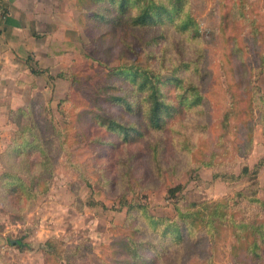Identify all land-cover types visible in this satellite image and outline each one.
<instances>
[{"label":"trees","instance_id":"16d2710c","mask_svg":"<svg viewBox=\"0 0 264 264\" xmlns=\"http://www.w3.org/2000/svg\"><path fill=\"white\" fill-rule=\"evenodd\" d=\"M75 3L77 10L92 23L91 27L102 30L94 37L97 44L88 54L97 62V68L88 73L69 69L67 74L59 71L55 76L49 75L51 81L67 80L84 101L71 119L68 117L74 106L69 109L61 106L72 99L60 98L57 102L65 126L58 131L61 139L56 146L67 157L70 152L64 144L71 134L78 145L86 144L91 149L106 144L100 136L109 134L115 138L108 143L119 148L139 143L151 133L170 132L184 114L204 105L205 95L200 85L206 74L205 49L201 45L204 33L189 0H75ZM220 21L221 30L225 32L234 21L229 9L223 11ZM89 39L93 41L92 36ZM117 48L119 55L115 53ZM237 52L234 43L233 50L227 53L228 58L235 60ZM130 53L135 57H126ZM27 62L31 73L41 72L31 56L27 57ZM241 67L238 71L237 63L231 66V76L237 79L236 88L240 83L239 73L243 83L246 82V70ZM230 86L232 88L233 83ZM235 96L233 103L240 104V98L232 90L231 97ZM36 97H41L40 93L32 95L26 106L9 111V120L17 128L0 153V203L5 214L18 213L19 221H23L25 212L48 193L55 172L54 145L51 134L46 135L48 129L51 133L55 129L36 119ZM232 116L238 118L243 136L236 150L245 155L252 146L256 123L261 124L264 135V115L253 117L240 106L235 110L231 104L223 114L221 127L225 131L220 137L226 133ZM93 128L100 132L94 138L89 133ZM157 148L153 145L156 164ZM212 154L201 166H215ZM263 167L264 156L251 167L241 165L238 173L214 171V180L233 183L247 178L250 182L245 190L216 200L187 202L182 183L167 187L166 198L172 202L173 216L157 215L150 212L146 204L121 198L120 207L127 208L126 232L111 239L107 256L100 264H170L168 252L181 246L186 238H204L210 243L226 228L230 229L232 237L229 257L233 264H264V199L257 195L255 187ZM252 206L257 210L254 215H245L244 211ZM16 243L8 241L12 246ZM44 247L51 256L60 257L61 252V260L65 258L68 264L72 258L82 256L77 247L73 251L60 249L52 239H47Z\"/></svg>","mask_w":264,"mask_h":264},{"label":"rangeland","instance_id":"374dc122","mask_svg":"<svg viewBox=\"0 0 264 264\" xmlns=\"http://www.w3.org/2000/svg\"><path fill=\"white\" fill-rule=\"evenodd\" d=\"M189 1L204 33L201 45L205 49L206 74L200 81L204 105L184 114L170 132L151 133L139 143L119 148L108 143L115 138L109 134H101L100 139L106 144L95 145L93 149L86 144L78 145L71 134L64 144L70 152L67 157L56 146L61 139L58 131L65 126L57 102L60 98L72 99L61 106L63 109L74 106L68 117L71 119L84 101L67 80L48 79L46 94L40 92L41 97L34 100V115L41 124L53 126L56 131L54 135L55 131L51 133L50 129L46 133L51 134L54 145L55 172L48 193L25 212L23 221L17 220L18 213L2 217L3 226L6 222L16 225L10 226L6 237L19 243L11 242L16 245H9L10 250L0 253L4 264H68L65 258L61 260V252L60 257L46 253L44 242L47 239L54 240L60 249L73 251L78 248L82 256L72 258L70 264H100L107 256L111 239L126 232L127 208L120 207L121 198L146 204L149 211L157 215L173 216L172 202L166 198L167 187L171 185L182 183L185 201L192 202L230 197L250 184L247 178L233 183L214 180L212 173L217 170L238 173L241 165L251 167L264 156V135L259 123L254 125L253 143L245 155L236 150L243 140L236 115L229 118L226 133L220 137L225 131L221 120L231 104L235 110L240 106L253 117L264 115V0ZM75 5V0H61V23L70 22L65 17L70 11L73 27L61 24V42L55 40L52 51L63 53L47 65L52 76L59 70L67 74L69 69L88 73L98 66L88 54L96 46L94 37L102 29L92 28V23ZM225 9L231 11L234 21L222 32L220 19ZM234 43L238 52L232 60L227 53L233 50ZM118 52L117 48L115 53ZM126 57L133 58L135 54ZM234 63H237L238 71L241 66L246 70V82L243 83L239 73L237 88V79L231 76ZM232 90L240 98V104L233 103L236 96L231 97ZM93 129L89 133L94 138L100 132ZM153 145L158 146L157 164L153 158ZM211 154L215 166H201ZM256 182L257 195L264 199V167ZM256 211L252 206L244 214L252 216ZM231 243L229 228L210 243L204 238H186L181 246L168 252L167 261L170 264H233L229 257Z\"/></svg>","mask_w":264,"mask_h":264},{"label":"crops","instance_id":"0c3cea01","mask_svg":"<svg viewBox=\"0 0 264 264\" xmlns=\"http://www.w3.org/2000/svg\"><path fill=\"white\" fill-rule=\"evenodd\" d=\"M65 17L70 22L64 25L61 0H0V153L14 129L9 111L26 106L32 95L46 94L49 89L46 81H51V72L47 65L61 57L58 51H52V46L55 40L61 42V24L73 27L72 13L68 11ZM28 56L41 69L39 74L31 73ZM4 214L0 203V253L10 250L11 238L6 235L10 226H16L7 222L3 226ZM0 264H4L2 259Z\"/></svg>","mask_w":264,"mask_h":264},{"label":"water","instance_id":"95a60500","mask_svg":"<svg viewBox=\"0 0 264 264\" xmlns=\"http://www.w3.org/2000/svg\"><path fill=\"white\" fill-rule=\"evenodd\" d=\"M13 241H15V240H13ZM13 241H11V242H13ZM15 242H17V241H15Z\"/></svg>","mask_w":264,"mask_h":264}]
</instances>
